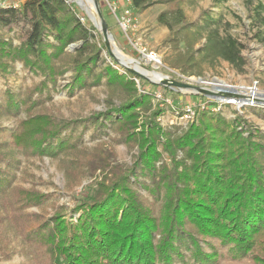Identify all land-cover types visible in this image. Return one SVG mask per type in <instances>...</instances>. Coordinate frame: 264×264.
I'll use <instances>...</instances> for the list:
<instances>
[{
	"label": "trees",
	"instance_id": "16d2710c",
	"mask_svg": "<svg viewBox=\"0 0 264 264\" xmlns=\"http://www.w3.org/2000/svg\"><path fill=\"white\" fill-rule=\"evenodd\" d=\"M130 2L137 12L166 6L156 21L170 32L165 40L172 51L169 68L199 77L203 64L224 61L242 71L243 46L220 33L219 18L188 21L184 0ZM20 24L25 34L15 44L5 33ZM92 30L66 0L0 5V76L20 63L21 69L43 77L29 92L7 87L0 116L44 105L55 88L52 84L71 72L70 88L106 87L109 107L104 115L138 150L132 168L114 166L110 176L104 174L92 190L93 185L84 191L73 220L57 214L60 218L44 226L36 237L37 248L51 264H218L225 257L264 264V144L255 140L261 136L251 131L244 136L238 120H227L210 108L185 126H161V108L151 95L141 94L137 76L114 59L101 60L105 43ZM141 112H149L144 122H139ZM35 116L28 119L29 135L37 137L32 140L34 152L56 157L68 147L77 150L72 136L62 135L67 124L51 122L45 112ZM21 134L15 131L8 143L26 142ZM5 143L0 142V148ZM97 160L102 173L112 167L108 155ZM6 161L13 160L0 151V164ZM7 167L0 165V194L10 187L7 177L12 171ZM130 176L134 181L147 177L141 183L151 198L133 191Z\"/></svg>",
	"mask_w": 264,
	"mask_h": 264
},
{
	"label": "rangeland",
	"instance_id": "374dc122",
	"mask_svg": "<svg viewBox=\"0 0 264 264\" xmlns=\"http://www.w3.org/2000/svg\"><path fill=\"white\" fill-rule=\"evenodd\" d=\"M66 1L72 4L85 24L94 28L92 31L98 34L102 42L100 27L102 21L105 23L111 35L112 51L122 55L116 56L121 60L116 62L125 63L143 75L137 76L136 86L141 94L151 95L153 104H158L161 108V114L157 118L161 126L175 122L185 126L188 122L196 121L202 111L206 112V108L215 112L214 105L220 102L217 97L208 96L196 89L158 84L166 76L192 87L221 90L223 98L230 97L232 100L249 96L253 92V101L242 100L238 105L222 102L224 105L218 112L227 120H238V129L245 131L244 136H247L248 131L255 137L261 136L255 140L264 144V0H184L183 8L188 21L198 22L206 16L219 18L220 33L230 34L243 46L241 53L245 65L242 71H236L224 61L207 62L203 64V74L199 77H182L168 66L172 51L165 40L170 32L156 21L157 14L166 9L165 5H152L139 12L131 9L133 28L125 29L118 22L120 10L115 13L112 11L111 3L115 0H96V4L94 0ZM13 2L21 4L23 0ZM18 26L12 25L14 30L5 33V36L13 38L15 44L25 34L21 24ZM139 46L156 52L161 58V65L155 68L145 62L138 52ZM72 48L71 46L69 50ZM100 57L106 63H113L106 48L101 49ZM128 59L132 62L128 63ZM135 63L140 69L159 73L162 78L155 80L144 75L135 67ZM42 81L43 77L21 69V64L16 63L9 75L0 76V99H4L7 87L16 92H29ZM70 84L71 72H67L52 84L55 88L50 90L51 98L44 105L33 104L26 111L0 116V142H6L0 151L13 160L0 164L2 167L8 165L7 170L12 171L11 176L7 177L9 189L0 194V264H51L47 255L36 245V237L44 226L53 224L60 217L66 221L73 220L77 200L85 195V190L93 185L92 190L96 180H102L104 174L110 176L108 171H113L114 166L125 171L132 168L137 159L136 144L129 146L116 131L117 128L112 129L110 120L104 115L109 107L106 87L100 84L88 89L78 86L70 88ZM44 94H47L46 89ZM117 102L118 99H114L113 103ZM190 104L202 106H197L194 118L181 120L178 112ZM44 112L50 116L51 122L68 125L62 135H71L77 150L68 147L56 157L34 152L35 143L32 140L37 137H30L31 125L28 119ZM141 113L139 122H144L149 112ZM18 129L22 132V140L27 141L14 146L8 142ZM101 154L108 155L112 165L104 173L98 167L97 159ZM132 178L130 176L129 181L133 191L141 198H151L141 183L147 177H138L135 181ZM218 264L249 263L225 257Z\"/></svg>",
	"mask_w": 264,
	"mask_h": 264
},
{
	"label": "built area",
	"instance_id": "2783aa9c",
	"mask_svg": "<svg viewBox=\"0 0 264 264\" xmlns=\"http://www.w3.org/2000/svg\"><path fill=\"white\" fill-rule=\"evenodd\" d=\"M7 4L17 5L18 2H13V0H3L2 2H0V5H7ZM111 8H112V11L114 13L116 11L120 10V17L118 19V22L120 23V25L123 28H125V29L126 28H130V29L133 28V24H132L133 20L130 17L131 16V9H132L130 0H115L111 3ZM136 44L139 45L138 43H136ZM138 52H139L140 56L144 59V61L147 62L148 64H151V66L157 68L161 65V58L158 56V54L156 52H154L152 50H147L143 46H139ZM180 76L183 77L184 75H180ZM164 80H170V79L165 76ZM214 92H217L220 94V96L217 97V99H219L220 102H216L214 105L215 112H218L220 110L222 105H224L223 103H225V104L233 103V104L238 105L241 103L242 100L243 101H248V100L253 101V99H255L253 97L254 96L253 92H250L249 96L238 97L236 100H232V98H230V97L223 98L222 96L224 95V93L221 90H217ZM198 105L202 106V104H197V106ZM197 106H196V104L187 105L182 111L180 110V112H178L179 118L181 120H184V121L191 120L195 116Z\"/></svg>",
	"mask_w": 264,
	"mask_h": 264
},
{
	"label": "water",
	"instance_id": "95a60500",
	"mask_svg": "<svg viewBox=\"0 0 264 264\" xmlns=\"http://www.w3.org/2000/svg\"><path fill=\"white\" fill-rule=\"evenodd\" d=\"M94 3L96 4V0H94ZM101 34H102V37H103V41L105 43V47L109 53V55L115 60L118 62V59L116 57V54L115 52L112 51L111 47H110V39H111V35L108 33V30H107V27L105 25V23L102 21L101 22ZM120 64L123 68L129 70L132 74H134L135 76H138V77H143V75L141 73H139L135 68H130L127 64L125 63H118ZM158 84H161V85H166V86H170V87H175V88H181V89H196L198 91H201L202 93L208 95V96H214V97H218L220 96L219 93L217 92H214L212 90H207V89H204V88H200V87H192L191 85L189 84H186L184 82H179L177 80H173V79H170V80H160L158 82Z\"/></svg>",
	"mask_w": 264,
	"mask_h": 264
},
{
	"label": "bare ground",
	"instance_id": "6f19581e",
	"mask_svg": "<svg viewBox=\"0 0 264 264\" xmlns=\"http://www.w3.org/2000/svg\"><path fill=\"white\" fill-rule=\"evenodd\" d=\"M87 4V3H86ZM91 4V3H90ZM91 7V6H90ZM115 54H116V56L117 57H121L122 55H120L117 51H115ZM119 59V58H118ZM120 60V59H119ZM121 61V60H120ZM125 61H127V60H125ZM128 63L129 62H132L131 60H129L128 59V61H127ZM135 67L138 69V70H140L141 72H143L144 73V75L146 74V75H149V76H151L153 79H155V80H158V79H160V78H162V76H160L159 75V73H154V72H148V71H145V70H143V69H140L138 66H137V64L135 63ZM139 72V71H138Z\"/></svg>",
	"mask_w": 264,
	"mask_h": 264
}]
</instances>
